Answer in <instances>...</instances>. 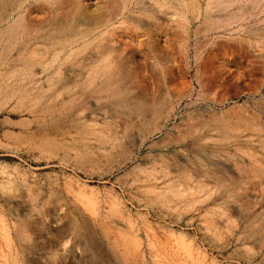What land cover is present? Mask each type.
Instances as JSON below:
<instances>
[{
	"label": "rangeland",
	"instance_id": "374dc122",
	"mask_svg": "<svg viewBox=\"0 0 264 264\" xmlns=\"http://www.w3.org/2000/svg\"><path fill=\"white\" fill-rule=\"evenodd\" d=\"M69 1L0 0V264H264V0Z\"/></svg>",
	"mask_w": 264,
	"mask_h": 264
},
{
	"label": "bare ground",
	"instance_id": "6f19581e",
	"mask_svg": "<svg viewBox=\"0 0 264 264\" xmlns=\"http://www.w3.org/2000/svg\"><path fill=\"white\" fill-rule=\"evenodd\" d=\"M19 1H21V0H19ZM73 1H74V0H73ZM82 1H83V0H82ZM140 1H141V0H140ZM158 1L161 3L163 0H161V1L158 0ZM167 1H168V0H167ZM52 2H53V0H52ZM67 2H68V1H67ZM70 2L72 3V0L69 1V3H70ZM118 2H119V1H118ZM129 2H130V1H129ZM129 2H128V3H129ZM137 2H138V1H137ZM57 3H58V1H57ZM126 3H127V2H126ZM24 4H25V3H24ZM53 4H54V3H53ZM62 4H63V3H62ZM122 4H123V2H122ZM122 4L120 5V7L122 6ZM16 5H17V4H16ZM60 5H61V4H60ZM65 5H67V4H64V6H65ZM74 5H75V3H74ZM77 5H78V4H77ZM115 5H116V4H115ZM219 5H220V4H219ZM19 6H21V5H19ZM67 6H68V5H67ZM113 6H114V5H113ZM155 6H156V5H155ZM158 6H160V4H158ZM158 6L154 7V8H157L155 11L159 10V9H158ZM162 6H163V4L161 5V8H162ZM3 7H4V6H3ZM3 7H2V8H3ZM17 7H18V6H16V9H17ZM62 7H63V6H62ZM69 7H70V5H69ZM152 7H153V6H152ZM0 8H1V7H0ZM18 8H19V7H18ZM40 8H41V7H40ZM52 8H53V7H52ZM64 8H66V7H64ZM72 8H73V7H71V9H72ZM161 8H160V10H161ZM22 9H23V8H22ZM162 9H163V8H162ZM164 9H165V8H164ZM23 10H24V9H23ZM54 10H55V8H54ZM66 10H67V9H66ZM111 10H113V8H112ZM116 10H117V9H115V11H116ZM169 10H170V9H169ZM12 11H14V10H12ZM70 11H71V10H70ZM115 11L113 10V12H115ZM161 11H162V10H161ZM17 12H18V11H17ZM20 12H21V11H20ZM20 12H19V13H20ZM63 12H65V11H63ZM119 12H120V9H119ZM119 12H118V13H119ZM162 12L164 13V14H163V17L167 18V20L170 21V18L168 19L169 16L165 14L166 9H165V12H164V11H162ZM167 12H168V8H167ZM172 12H173V11H172ZM172 12H171V13H172ZM205 12H206V11H205ZM5 13H6V12H5ZM69 13H70V12H69ZM115 13H116V12H115ZM115 13H112V14L114 15ZM125 13H126V11H125ZM156 13H158L157 15H159L160 12L158 11V12H156ZM169 13H170V12H169ZM15 14H16V13H15ZM65 14H67V13H65ZM116 14H117V13H116ZM160 14H161V13H160ZM17 15H18V14H17ZM22 15H23V14H22ZM102 15H103V14H102ZM169 15H170V14H169ZM172 15H173V14H172ZM207 15H208V14H207ZM7 16H8V15H7ZM19 16H20V15H19ZM100 16H101V15H100ZM104 16H105V15H103V17H104ZM161 16H162V15H161ZM166 16H168V17H166ZM174 16H176V15L174 14ZM174 16H173V17H174ZM204 16H205V15H204ZM16 17H17V16H16ZM21 17H22V16H21ZM21 17H20V18H21ZM111 17L114 18L115 15H114V17H113V16H111ZM116 17H117V16H116ZM118 17H119V16H118ZM170 17H172V16H170ZM173 17H172V18H173ZM17 18H18V17H17ZM112 18H111V21H112ZM172 18H171V19H172ZM196 18H197V17H196ZM13 19H15V18H13ZM13 19H12V20H13ZM23 19H24V18H23ZM117 19H118V18H117ZM173 19H174V18H173ZM173 19H172V21H173ZM209 19H210V18H209ZM15 20H16V19H15ZM106 20H107V19H106ZM119 20H120V17H119ZM174 20H175V19H174ZM19 21H20V20H19ZM102 21H103V20H102ZM102 21L100 20L99 23L102 22ZM111 21H110V20H109V21L107 20L106 24H107L108 22H111ZM115 21H116V20H115ZM210 21H211V20H210ZM10 23H11V22H10ZM13 23H14V22H13ZM16 23H17V22H16ZM31 23H32V22H31ZM99 23L96 22L97 27L95 26L94 28L92 27L91 29H88L89 27L86 28V31H83V30H84V29H83L82 32H81V29H80V31H79V29H78L79 33L76 34V35L74 34L75 36H73L72 38L67 37V39H65L64 37H61V39L64 38V39L62 40L63 42H62V45H61V51H63V53H64V52H65L64 49H66V50H68V53H69V52L71 53V52L73 51L72 49H75V48H76L77 52L79 53V50H81L80 48H82L83 45H86V46L89 45V44H88V41L85 39L86 36H90V35H91V36H93V38L96 39V37H94V36H95L98 32H99V33L101 32V31H100V26L98 25ZM104 23H105V22H104ZM104 23H101L100 25L103 26ZM227 23H228V22H227ZM8 24H9V22H8ZM19 24H20V23H19ZM19 24H18V25H19ZM108 24H110V23H108ZM108 24H107V25H108ZM5 25H6V23H5ZM14 25H15V24H14ZM107 25H106V27H107ZM111 25H112V24H111ZM7 26H8V25H7ZM10 26H12V24H10ZM10 26H9V27H10ZM15 26H16V25H15ZM91 26H92V25H91ZM93 26H94V25H93ZM102 26H101V28H102ZM5 27H6V26H4V25L2 26V28H3L4 30H5ZM98 27H99V28H98ZM106 27H105V28H106ZM110 27H111V26H110ZM113 27H114V25H113ZM113 27H112V28H113ZM6 28H7V27H6ZM17 28H18V27H17ZM105 28H104V30L102 29L103 32H104V31L107 32V31H108L107 29L110 30V28H106V30H105ZM112 28H111V29H112ZM3 29H2V30H3ZM7 29H8V28H7ZM22 29H23V28H22ZM87 29H88V30H87ZM0 30H1V29H0ZM4 30H3V31H4ZM74 30H75V29H74ZM76 31H77V30H76ZM174 31H176V30H174ZM177 31H178V30H177ZM4 32H5V31H4ZM4 32H3V33H4ZM8 32H9V31H8ZM52 32H53V31H52ZM72 32H73V31H72ZM105 32H104V33H105ZM180 32H182V31H180ZM196 32H197V31H196ZM6 33H7V32H6ZM68 33H69V32H68ZM68 33H67V34H68ZM74 33H75V32H74ZM101 33H102V32H101ZM101 33H100L99 35L102 36L103 33H102V34H101ZM185 33H186V31H185ZM105 34H106V33H105ZM178 34H179V33H178ZM179 35H181V33H180ZM182 35H184V34H182ZM182 35H181V36H182ZM10 36H11V35H10ZM103 36H104V35H103ZM65 37H66V36H65ZM97 37H99V36H97ZM105 37H106V36H105ZM105 37H104V38H105ZM183 37H184V36H183ZM87 38H88V37H87ZM93 38H92V39H93ZM99 38H100V37H99ZM107 38H108V37H107ZM12 39H13V37H12ZM100 39H101V38H100ZM100 39H99V40H100ZM102 39H103V38H102ZM58 40H59V39H58ZM84 40L87 41L86 44H85ZM93 40H94V39H93ZM99 40H98V41H99ZM103 40H104V39H103ZM108 40H109V39H108ZM108 40H107V41H108ZM110 40H111V39H110ZM110 40H109L108 42H110ZM180 40H181V39H180ZM79 41L83 42V45L81 44V45L79 46L80 48H79V50H78V48L75 47V46H76L77 44H79ZM91 41H92V40H91ZM91 41H89V43H91ZM98 41L96 42V43H97V46H98V44H99ZM100 41H102V40H100ZM112 41H114V39H113ZM102 42H103V41H102ZM102 42H101V44H100L101 46H99V48H100V47H103V48H104V43H103V45H102ZM105 42H106V41H105ZM55 43H56V42H55ZM111 43H112V44H111ZM111 43H110V44H111L110 46L115 45V44H113V42H111ZM115 43H116V41H115ZM7 44H8V43H7ZM57 44H58V43H57ZM87 44H88V45H87ZM94 44H95V43H94ZM5 45H6V44H5ZM11 45H12V44H11ZM55 45H56V44H55ZM95 45H96V44H95ZM105 45H106V43H105ZM6 46H7V45H6ZM59 46H60V45H59ZM110 46H109V47H110ZM12 47H13V46H12ZM74 47H75V48H74ZM107 47H108V46H107ZM107 47H106V48H107ZM7 48H8V46H7ZM53 48H54V47H53ZM99 48H98V49L96 48V50H99ZM110 48H111V47H110ZM8 49H9V48H8ZM100 49H101L100 54L95 55L97 52H95V54H94V52L92 53L93 56L95 55V57L90 56L91 54L89 55V56H90V59H91V57L93 58V61L90 60L91 62H93L92 64L94 65V63H96V65L94 66V68H92L91 63H89L90 65H87V66H89V67L91 66V68H92L93 71H90V72H91V73L93 72V73L95 74V77H96V76H97V77H100V78H102V79L105 81V80H108V79L111 77V75L113 74L111 70H112V67H114V65H112V63H115V62L111 59V58H113V56L110 55V52H107V50H106V51H104V52H106V53H102V52H103V51H102L103 49H102V48H100ZM108 49H109V48H108ZM113 49H114V46L111 48V51H112ZM93 50L95 51V46H94V49H93ZM109 51H110V50H109ZM114 51H115V50H114ZM53 52H54V51H53ZM66 52H67V51H66ZM75 52H76V51H74V53H75ZM50 53H52V52H50ZM59 53H60V51H59ZM68 53H66V54H68ZM111 53H112V52H111ZM21 54H22V53H21ZM54 54H55V52H54ZM54 54H52V56L50 55L51 58H53V57L55 58V56H53ZM55 55H56V54H55ZM58 55H60V54H58ZM71 55H72V54H71ZM76 55H77V53H76ZM89 56H88V57H89ZM116 56H118V55H116ZM62 57H64V56H62ZM72 57H74V56H72ZM88 57H87V58H88ZM16 58H17V57H16ZM66 58H69V55L66 56ZM115 58H117V57H115ZM18 59H19V58H18ZM63 59H64V58H63ZM51 60H52V59H51ZM64 60H65V59H64ZM64 60L61 59V61H63V62H64ZM71 60H73V58H72ZM88 61H89V60H88ZM90 61H89V62H90ZM117 61H118V60H117ZM119 63H120V62H119ZM43 64H44V63H43ZM46 64H47V63H46ZM50 64H51V63H50ZM58 64H59V62H58ZM61 64H62V63H61ZM116 64H118V63H116ZM41 65H42V64H41ZM85 65H86V64H85ZM85 65H84V66H85ZM81 67H82V66H81ZM85 67H86V66H85ZM79 69H80V68H79ZM87 69H88V68H87ZM87 69L84 68V70H87ZM87 71H88V70H87ZM78 73H79V72H78ZM83 73H84V72H83ZM111 73H112V74H111ZM85 74H87V73L85 72ZM88 74H89V73H88ZM91 75H92V74H91ZM91 75H90V76H91ZM87 76H88V75H87ZM87 76H86V77H87ZM114 76H116V75H113V77H114ZM92 77H94V76H92ZM115 78H116V77H115ZM115 78H114V80H115ZM87 79H88V78H87ZM98 79H99V78H98ZM90 80L92 81V80H94V79H90ZM95 80H96V79H95ZM103 80H102V81L99 80V81H101V82H99V81L97 80V82H99V83L102 84ZM114 80L112 79V81H114ZM109 81H110V80H108V82H109ZM92 82H93V81H92ZM108 82H106V84H107ZM103 83H104V82H103ZM111 83H113V82H111ZM90 84H91V86L93 87L92 83H90ZM93 84H95V83H93ZM96 84H97V83H96ZM104 84H105V83H104ZM114 84L116 85V83H114ZM107 85H108V84H107ZM104 86H106V85H103V87H104ZM109 86H110V85H109ZM94 87H95V86H94ZM107 87H108V86H107ZM109 88H110V87H109ZM90 89H91V88H90ZM93 89H95V88H93ZM93 89H92V90H93ZM104 89H106V87H105ZM114 89H115V88H114ZM114 89H113V90H114ZM92 90H91V91H92ZM99 90H100V89H99ZM102 90H103V89H102ZM106 91H107V90H106ZM98 92H99V91H98ZM82 93H83V92H82ZM82 93H81V94H82ZM89 93H90V92H89ZM116 96H117V95H115L114 97H115V98H118V97H116ZM119 97H120V96H119ZM125 97H126V95H125ZM69 98H70V97H69ZM69 98H68V100H70V101L74 100V97H73V96H72L70 99H69ZM115 98L113 99V103H114V100H116ZM121 98H123L122 95H121ZM127 98H128V97H127ZM127 98H126V99H127ZM75 99H76V98H75ZM77 99H78V98H77ZM118 99H119V98H118ZM118 99H117V100H118ZM123 99H124V98H123ZM117 100H116V102H118V101H119V103L121 102V101H120L121 99L118 100V101H117ZM128 100H130V98H129ZM70 101H69V102H70ZM151 101H152V100H151ZM122 102H123V100H122ZM122 102H121L120 104H123ZM124 102H125V101H124ZM129 102H130V101H129ZM133 102H134V99H133ZM161 102H162V101H160V103H161ZM66 103L69 105V103L67 102V100H66ZM130 103H132V102H130ZM134 103H135V102H134ZM137 103H138V102H136L135 104L137 105ZM153 103H154V102H153ZM153 103H152V104H153ZM160 103H159V105H157V106L161 107V106H160ZM61 104H62V103H61ZM67 104H66V105H67ZM125 104H127V103H125ZM125 104H123L124 108H126V107H125ZM138 104H139V103H138ZM155 104H156V103H155ZM157 104H158V103H157ZM161 104H162V103H161ZM64 105H65V104H64ZM64 105H63V106H64ZM117 105H119V104H117ZM127 105L129 106L130 104H127ZM139 105H140V104H139ZM139 105H137V106H139ZM57 106H58V105H57ZM123 106H121V107L118 106V107H119V108H123ZM132 106H133V104H132ZM134 106H135V105H134ZM153 106L155 107V105H153ZM162 106H163V105H162ZM115 107H116V106H115ZM118 107H116V108H118ZM150 107H151V106H150ZM52 108H53V107H52ZM60 108H61V106H60ZM62 108H63V107H62ZM124 108H123V109H124ZM131 108H132V107H131ZM134 108H135V107H134ZM134 108H133V110H134ZM138 108H139V107H138ZM127 109L130 111V106H129V108L127 107L126 110H127ZM135 109H136V108H135ZM139 109H140V108H139ZM154 109H156V108H154ZM58 110H59V108H58ZM62 110H63V109H62ZM152 110H153V108H152ZM47 111H48V110H47ZM59 111H60V110H59ZM131 111H132V110H131ZM154 111H155V110H154ZM154 111H153V113H154ZM49 112H50V111H49ZM57 112H58V111H57ZM63 112H64V111H63ZM153 113H152L151 115H153ZM157 113H159V112H157ZM49 114H50V113H49ZM58 114H59V112H58ZM60 115H61V114H60ZM155 116H156V115H155ZM155 129H156V128H155ZM159 129H160V128H159ZM159 129H158V130H159ZM152 132H153V131H152ZM155 132H156V131H155ZM149 133H150V132H149ZM148 137H150V136L148 135ZM263 141H264V140H263ZM263 143H264V142H263ZM263 145H264V144H263ZM263 148H264V147H263ZM226 160H227V159H226ZM229 160H230V159H229ZM229 160H228V161H229ZM163 161H164V160H163ZM231 161L233 162V160H231ZM129 162H130V161H129ZM156 162H157V161H156ZM158 163H159V161H158ZM162 163H163V162H162ZM152 164H153V163H152ZM232 164H233V163H232ZM157 165H158V164H157ZM233 165L236 166V164H233ZM161 166H162V165H161ZM165 166H166V165H165ZM258 166H259V165H258ZM258 166H256V167H258ZM133 167H134V166H133ZM133 167H132V168H133ZM136 167H137V166H136ZM260 167H261V166H259L258 168L260 169ZM161 168H162V167H161ZM234 168H235V167H234ZM236 168L238 169V167H236ZM261 168H262V167H261ZM143 169H144V168H143ZM154 169H155V168H154ZM159 169H160V168H159ZM159 169H158V170H159ZM163 169H164V167H163ZM163 169H161V170H163ZM146 170H148V169H145V171H146ZM158 170H155L156 173H153V171H152L151 168H150V170H148V173H149V174L146 173L147 171H146V172L144 171L143 174H144V175H147V174H148L149 176H152V175L156 174V175L158 176ZM262 170H263V169H262ZM149 171H150V172H149ZM151 171H152V172H151ZM165 171H166V169H165ZM145 173H146V174H145ZM150 173H152V175H150ZM159 173H160V172H159ZM161 173H162V172H161ZM161 173L159 174V176H160V175L162 176V174H163V176H166V175H167V174L164 175V172H163L162 174H161ZM148 175H147V177H148ZM156 175H155V176H156ZM155 176H152V177H155ZM159 176H158V177H159ZM163 176H162V177H163ZM144 177H145V176H144ZM141 178H142V177H141ZM149 178H151V177H148V179L143 178V179H141V180H145V179H146L145 182H146V181H148V182L151 181V183H152L154 180H156V178H153V181H152L151 179L149 180ZM159 178H160V177H159ZM159 178H157L156 181H158ZM164 178H165V177H164ZM162 179H163V178H162ZM160 180H161V179H160ZM163 180H164V179H163ZM154 182H155V181H154ZM149 183H150V182H149ZM167 183H169L168 180H167ZM149 185H150V184H149ZM152 185H154V184H152ZM230 199H231V198H230ZM230 201H231V200H230ZM232 201H233V198H232ZM233 202H234V201H233ZM235 202H236V201H235ZM263 229H264V227H263Z\"/></svg>",
	"mask_w": 264,
	"mask_h": 264
}]
</instances>
